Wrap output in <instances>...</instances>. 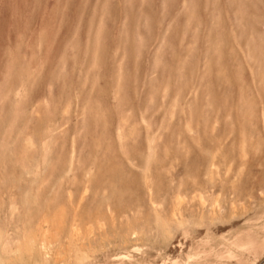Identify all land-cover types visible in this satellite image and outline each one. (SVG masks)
Returning a JSON list of instances; mask_svg holds the SVG:
<instances>
[{
    "label": "rangeland",
    "instance_id": "obj_1",
    "mask_svg": "<svg viewBox=\"0 0 264 264\" xmlns=\"http://www.w3.org/2000/svg\"><path fill=\"white\" fill-rule=\"evenodd\" d=\"M0 264H264V0H0Z\"/></svg>",
    "mask_w": 264,
    "mask_h": 264
}]
</instances>
